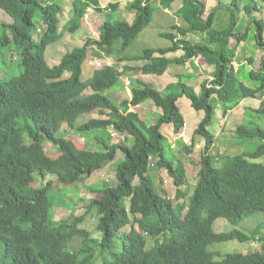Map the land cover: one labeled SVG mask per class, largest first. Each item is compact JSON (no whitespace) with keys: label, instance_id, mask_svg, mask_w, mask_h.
Listing matches in <instances>:
<instances>
[{"label":"trees","instance_id":"obj_1","mask_svg":"<svg viewBox=\"0 0 264 264\" xmlns=\"http://www.w3.org/2000/svg\"><path fill=\"white\" fill-rule=\"evenodd\" d=\"M62 1L0 0V8L13 21L0 24V51L9 52L11 39L19 54L15 63L6 64L0 58V66L14 73L10 80L0 75V264H264V236L256 238L264 231V220L250 233L239 227L246 218L260 213L264 216V130L252 121L236 128L234 134L239 141L257 139L258 144L251 152L221 156L218 166L210 154L214 139L208 131L216 107H221L225 116L245 100L261 97L253 114L264 117V20L253 18L249 23L260 58L256 65L250 58L246 71L245 66L236 69L233 65L238 45L249 32H235L240 0H230L229 6L224 0H216L206 20L202 19L203 3L181 0L175 16L183 25H173V33L160 35L168 45L129 57L124 52L150 26L155 13L170 10L177 1L135 0L125 8L133 15L131 23L107 19L99 27L98 41L73 48L58 65L49 67L45 52L50 45L60 42L65 34H75L89 9L93 13L106 11L99 4L101 0H69L66 7L70 8V17L61 23ZM121 1L108 5L110 15L119 11ZM243 10L251 16L261 8L255 3L245 5ZM35 18L44 24L38 40L34 39ZM191 34L202 36L201 40L189 41ZM231 40H235L234 47ZM92 45L105 50L116 63L93 69L81 79ZM178 52L182 53L178 58L166 57ZM197 58L211 68V82L204 80L199 93L188 85L193 77L180 74L175 76L176 83L162 91L136 81L131 99L118 105L108 95L128 72L159 77L170 67L185 66ZM124 61L144 64L119 71L116 65ZM181 99L189 101L196 114H203L193 130L205 145L191 192L181 189L186 170L180 155L182 151L190 155L193 143L178 141L176 157L168 159L171 150H165L161 133L163 125H173L177 135L182 132L185 121L178 106ZM145 102H152L161 111L150 126L134 112ZM94 112L106 114L107 119H91L78 131L106 132L111 127L121 135L128 134L133 145L108 146L106 139L95 137L104 150L93 153L57 135L63 123L73 127L79 115ZM45 141L58 153L47 154L42 145ZM118 150L124 159L117 164V184H104L102 189L91 191L96 197L85 208V213L93 211L98 219L99 237L79 229L84 214L75 217L71 213L55 222L52 210L57 205L49 197L52 183L32 187L35 174L43 179L55 176L60 184L77 183L110 164ZM151 159H156L154 167ZM150 169L163 170L172 180L174 199L158 193ZM127 198L128 208L124 204ZM220 218L233 229L216 233L213 226ZM76 237L81 244L70 251L69 244ZM148 237L158 238L150 249L146 248ZM255 238L261 241L260 251L245 255H219L208 249L215 243H247Z\"/></svg>","mask_w":264,"mask_h":264},{"label":"rangeland","instance_id":"obj_2","mask_svg":"<svg viewBox=\"0 0 264 264\" xmlns=\"http://www.w3.org/2000/svg\"><path fill=\"white\" fill-rule=\"evenodd\" d=\"M119 0H101L100 5L102 8H106V11L103 13H93L92 10L85 14L84 20H82L81 28L72 36H67L63 42L53 44L49 46L45 53V60L49 67H53L59 64L61 57L70 52L71 49L75 47H82L87 41H98L99 40V27L104 23L107 19L110 21H124L127 23H131L133 19L132 13H129L125 10L126 5L132 4L135 0H122L120 4V9L117 13L110 15V10L108 5L110 3H116ZM201 3L205 5L204 14L202 16L203 20H206L210 12L217 5L216 0H199ZM63 15L61 23L65 22L70 17V8L66 7L67 2L69 0H63ZM258 4L261 10L253 11L252 15L249 16L243 10L245 5L252 6L254 4ZM181 0H177L174 4H172V8L170 10H163L156 12L153 20L148 28H146L142 33L139 34L138 38L129 46V48L124 52V55L129 57H135L140 55L145 49H157L161 47H165L168 45V42L160 37L161 34L164 33H173L171 27L173 25L181 26L183 23L181 20L175 16V12L181 7ZM224 4L229 6L230 0H224ZM108 9V10H107ZM112 11V10H111ZM3 12L0 10V22H7L6 16L2 14ZM255 19L264 20V3L259 0H240L239 8L236 10V20L237 24L235 27V32L242 34L246 29H249L250 21ZM35 23L38 24L40 22L39 18L34 19ZM254 29L251 27L247 34V38L245 41L241 42L237 48V58L236 62H234V67L236 69H240L241 66H245V71L249 70L248 60L252 58L254 60L255 65L258 63L260 58V52L255 48V42L253 39ZM202 36L191 34L187 38L191 42H199ZM264 37V34H263ZM230 46H235V40L230 41ZM88 50L90 51L88 56V61L84 66L83 72L81 74V79H85L89 73L93 69H100L105 66L115 65L116 61L112 59V57L107 56L105 50H98L94 47V45L89 46ZM11 53V52H10ZM182 55L181 52L176 54H169L167 58H178ZM1 58V57H0ZM144 63L137 61H124L122 63H118L116 66L119 71H123L125 66L128 67H138L142 66ZM1 75L5 71L7 74L6 78H9L12 73L9 69H4L0 66ZM211 68H207L206 65L203 64L201 59H196L188 62L185 66H172L170 67L166 73L159 77L153 76H142L136 75L134 72H128L124 74L118 85L113 87L108 95L112 98L114 102L120 104L124 100L131 99V90L137 86L136 81L142 82L143 84H148L152 88L157 91H162L167 85L176 83V75H185L192 76L193 80L189 82V86H192L197 93L200 91V86L204 80L207 82H211V77L209 74ZM68 77V74L66 75ZM243 81L244 79L241 78ZM247 80H245V83ZM248 85V84H247ZM85 96L90 94L83 93ZM261 97L256 99H248L241 103V105L230 111L225 116H223V110L221 107H216L215 113L216 117L212 119L210 127H208V131L210 135L213 137L214 141L211 146L210 154L214 156V165L218 166L220 162V157L225 155H236L238 153L251 152L255 149L258 144V140H246L239 141L237 136H235L234 131L241 125H247L252 121L259 126V128L264 130V117H257L253 114V111L258 109L261 103ZM181 112L184 113V121L186 123V127L183 133L175 134L173 130V125H164L161 133L164 137V147L165 150H171V157H176V150L180 149L178 141H182L184 144L193 143V150L190 155H187L185 151H182L180 158L184 164V168L186 170V180L185 185L181 188L184 191L191 192L197 182V174L199 171V163L201 159V153L204 149L205 142L202 138H198L194 136L193 130L197 127L198 123L203 117L198 118V123L196 122L197 117L196 113L192 112L190 108V103L187 100H182L178 104ZM137 114L139 118L148 126L153 125L154 122L157 121L159 116L161 115V111L157 109L152 102H146L139 110H137ZM101 119L106 120L107 115H97L96 112L91 114H83L80 115L75 121L76 125H82L87 123L91 119ZM171 127V128H170ZM75 134L74 132H68L67 130L62 129L59 132V136H65L67 134ZM86 134L88 136L86 137ZM85 138V147L88 151L91 152H99L104 150V147L95 141V137H98V140L105 141L108 146L121 144L125 147H131L133 145V140L130 138L128 134H117L115 130L111 127L108 128L106 132H90L86 133ZM101 134V135H100ZM117 134V135H116ZM81 136V135H80ZM193 137V138H192ZM72 140L77 141V137H70ZM82 142V139L79 138V143ZM44 149L47 154L55 155L57 154V149L52 147V145L45 141ZM106 152V150H105ZM124 159V154L118 150L115 153L114 160L109 166L99 170L98 172H94L90 177L85 178L83 181L71 184L67 187H63L57 184L54 178H52V190L49 193V197H52V203L57 205L52 210L53 219L55 222L65 220L69 217L71 213L75 215V217L79 215H83V222L78 225L79 229L87 232L91 237L97 238L99 237V233L96 230L98 219L95 216L94 212L91 211L85 213V208L89 203L96 197L91 191H95L98 189H102L104 184H108L109 186H115L117 184L115 172L117 168V164L122 162ZM151 165L154 167L156 165V159H151ZM149 176L154 181L156 189L158 193L162 196H168L171 199H174L175 196V187H173L172 180L166 176V173L161 170L155 171L150 169ZM39 179L37 176L35 177ZM50 179L46 177L45 181ZM137 180H134L133 184L137 185ZM39 186V183H36ZM42 186V185H41ZM40 186V187H41ZM175 189V190H174ZM129 198L124 201V204L128 208ZM264 220V216L260 214H256L255 216L246 218L243 223L239 226L241 229L246 230V233L252 232L257 225H259ZM130 226V225H129ZM129 226L125 227V233L129 230ZM137 228V226H136ZM213 229L216 233H227L233 229L231 225L227 223V221L222 218L218 219ZM264 231L260 232L257 237H263ZM254 239L253 241L247 243H238L236 241L215 243L209 247V250L214 253H218L219 255L225 254H249L251 252L260 251L261 249V241ZM158 238L148 237L146 239V248L150 249L152 245ZM81 244V240L79 238H74L72 242L69 244V250L73 251L78 249Z\"/></svg>","mask_w":264,"mask_h":264},{"label":"clouds","instance_id":"obj_3","mask_svg":"<svg viewBox=\"0 0 264 264\" xmlns=\"http://www.w3.org/2000/svg\"><path fill=\"white\" fill-rule=\"evenodd\" d=\"M0 10L3 12L2 14L4 15V16H6V19L8 20L7 22H3V21H1L0 22V24H12L13 23V21H12V19L10 18V16L2 9V8H0ZM89 11V10H88ZM87 11V12H88ZM63 18V17H62ZM84 20V19H83ZM67 21V20H66ZM65 21V22H66ZM64 22V23H65ZM63 23V22H62ZM35 25H34V27L36 28V30H35V32H34V34H35V37H34V39L35 40H38V37H37V35L38 34H41L43 31H44V29H43V26H44V24L42 23V22H39L38 24H36V23H34ZM45 28V27H44ZM73 34H71V35H69V34H65L64 36H63V38L61 39V41L60 42H57V43H61V42H63L64 41V39L67 37V36H72ZM13 43V41L10 39L9 40V44L8 45H10L8 48H9V52H7V53H5L4 54V52L3 51H0V57L1 58H4L5 59V61H6V64H8V63H15V62H18V51H15V46L12 44ZM56 43V44H57ZM55 44V45H56ZM51 46V45H50ZM72 50V49H71ZM11 52V53H10ZM46 53V52H45ZM7 73L4 71L3 72V75H1V70H0V75L1 76H3L4 77V79L5 80H10V78H12L13 77V75H11L9 78H6L5 77V75H6ZM80 116V115H79ZM78 116V117H79ZM77 117V118H78ZM95 119V118H94ZM77 120V119H76ZM75 120V121H76ZM85 124V123H84ZM83 125V124H82ZM82 125H76L75 123H74V126L73 127H70V126H68V124H66V123H63L62 125H61V127H60V129H59V131H58V133H57V135H59V132H61V130L62 129H64V130H67L68 132H74L75 134H77V136H75L74 134H72V133H70V134H67V135H65V136H63L64 138H66L67 140H70V141H72L73 143H75V145L77 146V148L78 149H80V150H84V151H88L87 150V148L85 147V138L88 136V134H86V133H89V132H80V131H78L77 130V128L79 127H81ZM183 131H184V129H183ZM117 133V132H116ZM86 134V137L84 136ZM117 134H119V133H117ZM116 134V135H117ZM182 134V132L180 133V135ZM81 135V136H80ZM121 135V134H120ZM70 137H72L73 139H74V137H77L76 139H77V141L78 142H76V141H74V140H72ZM79 138H81L82 139V142L81 143H79ZM52 145V144H51ZM52 147L54 148V146L52 145ZM56 148V147H55ZM57 149V148H56ZM102 151V150H101ZM89 152H91V151H89ZM57 153H58V150H57ZM93 153H95V152H93ZM112 163V162H111ZM110 163V164H111ZM107 166H109V164L107 165ZM107 166H105V167H107ZM104 167V168H105ZM103 169V168H102ZM101 170V169H100ZM96 172H98V171H96ZM38 177L39 179H37V178H34V181H33V183L31 184L32 185V187H34V188H41V187H43V186H45V184H46V182H48V181H51V183H52V178H54L55 179V181L57 182V179H56V177L55 176H47V177H49L50 179H47L46 181H45V179L46 178H42L40 175H38V174H35V177ZM36 183H39L40 185L39 186H37L36 185ZM57 184L58 185H60V186H63V187H67V186H69V185H71V184H68V185H65V184H60V183H58L57 182ZM74 184V183H73ZM42 185V186H41ZM53 185V184H52ZM41 186V187H40ZM52 190V189H51ZM55 208V207H54ZM53 208V209H54ZM3 209V207H2V204L0 203V210H2ZM209 249V248H208ZM210 251V250H209Z\"/></svg>","mask_w":264,"mask_h":264},{"label":"crops","instance_id":"obj_4","mask_svg":"<svg viewBox=\"0 0 264 264\" xmlns=\"http://www.w3.org/2000/svg\"><path fill=\"white\" fill-rule=\"evenodd\" d=\"M167 72V71H166ZM153 77H155V76H153ZM182 100H185V99H181V100H179V102H178V104L182 101ZM146 103V102H145ZM144 103V104H145ZM144 104H142L141 106H138V107H136V108H134V112H137V110H139ZM191 108V107H190ZM192 112L193 113H195L193 110H192ZM138 113V112H137ZM182 113V115H184V113L183 112H181ZM196 117H197V120H196V122L198 123V121H199V119L198 118H200L201 117V114H197L196 115ZM183 118H185L184 116H183ZM185 120V119H184ZM201 121V120H200ZM199 124V123H198ZM164 126V125H163ZM163 126H162V128H163ZM162 128H161V130H162ZM171 128V127H170Z\"/></svg>","mask_w":264,"mask_h":264},{"label":"built area","instance_id":"obj_5","mask_svg":"<svg viewBox=\"0 0 264 264\" xmlns=\"http://www.w3.org/2000/svg\"><path fill=\"white\" fill-rule=\"evenodd\" d=\"M185 127H186V123L183 124V129H185ZM182 133H183V130H182Z\"/></svg>","mask_w":264,"mask_h":264}]
</instances>
